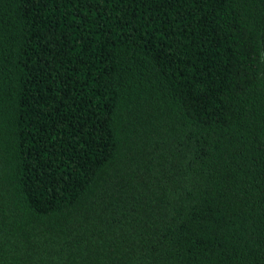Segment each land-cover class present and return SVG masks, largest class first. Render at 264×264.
I'll use <instances>...</instances> for the list:
<instances>
[{
  "label": "trees",
  "instance_id": "16d2710c",
  "mask_svg": "<svg viewBox=\"0 0 264 264\" xmlns=\"http://www.w3.org/2000/svg\"><path fill=\"white\" fill-rule=\"evenodd\" d=\"M0 264H264V0H0Z\"/></svg>",
  "mask_w": 264,
  "mask_h": 264
}]
</instances>
